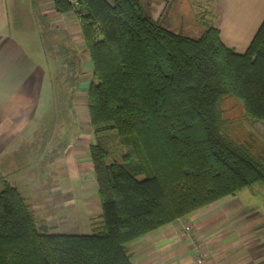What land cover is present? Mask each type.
I'll use <instances>...</instances> for the list:
<instances>
[{
  "label": "trees",
  "instance_id": "1",
  "mask_svg": "<svg viewBox=\"0 0 264 264\" xmlns=\"http://www.w3.org/2000/svg\"><path fill=\"white\" fill-rule=\"evenodd\" d=\"M154 19L167 8L149 0ZM154 23L139 0H82L76 9L93 64L90 154L102 213L91 234L39 226L19 188L0 190V264H133L128 246L158 228L264 182V154L228 128L223 102L264 121V21L245 53L221 40L214 3ZM57 12L72 11L54 0Z\"/></svg>",
  "mask_w": 264,
  "mask_h": 264
},
{
  "label": "crops",
  "instance_id": "2",
  "mask_svg": "<svg viewBox=\"0 0 264 264\" xmlns=\"http://www.w3.org/2000/svg\"><path fill=\"white\" fill-rule=\"evenodd\" d=\"M206 1L214 3L222 42L245 53L264 21V0ZM45 26L66 59L62 67L49 66ZM93 79L75 12H57L54 0H0V190L4 179L17 186L39 226L52 233L91 234L102 213L90 154ZM69 85L74 92L61 88ZM251 125L264 140V121ZM251 187L132 242L131 261L198 264L201 245L216 264H264V214L247 200Z\"/></svg>",
  "mask_w": 264,
  "mask_h": 264
},
{
  "label": "rangeland",
  "instance_id": "3",
  "mask_svg": "<svg viewBox=\"0 0 264 264\" xmlns=\"http://www.w3.org/2000/svg\"><path fill=\"white\" fill-rule=\"evenodd\" d=\"M178 5H176V9L179 12H183L184 14V22H183V30L185 32H192L193 35H196V32H199L202 28L201 25L196 24V15L199 12L198 7L194 4L195 0H178ZM170 21V14H169ZM44 42L48 45L51 43L52 51L51 56L48 58L49 66L54 68L57 66L62 67L64 63L61 64V61L65 62V57L59 58V55L55 51L53 47V40L50 37V32L47 30L45 26V37L43 38ZM31 48V45L29 46ZM34 48V47H33ZM39 48V45L35 47V50ZM34 51V50H33ZM73 58V54H71ZM68 58V57H66ZM71 58V57H70ZM65 60V61H64ZM64 72V71H63ZM59 74V73H58ZM62 89H65V92L72 93L74 92L72 89L74 85L65 86ZM223 108L225 111V117L228 119V128L229 131L235 136L237 139L248 142L252 145V147L258 153L262 152L264 140L262 137L258 135V133L253 129L250 121L245 116L243 108L239 102L234 99L228 98L223 102ZM41 167L43 164L40 163ZM250 197H248V201L255 202L260 206L259 209L264 214V182L256 183L253 187L246 190V192Z\"/></svg>",
  "mask_w": 264,
  "mask_h": 264
},
{
  "label": "built area",
  "instance_id": "4",
  "mask_svg": "<svg viewBox=\"0 0 264 264\" xmlns=\"http://www.w3.org/2000/svg\"><path fill=\"white\" fill-rule=\"evenodd\" d=\"M67 1L72 5V7H73L72 11L76 13V9H77V7H79L82 0H67ZM78 19L80 20L79 16H78ZM190 230H191L190 224L184 225L185 233L189 232ZM197 263L198 264H216L212 260L209 251L205 247H202L201 245H199V247H198Z\"/></svg>",
  "mask_w": 264,
  "mask_h": 264
},
{
  "label": "water",
  "instance_id": "5",
  "mask_svg": "<svg viewBox=\"0 0 264 264\" xmlns=\"http://www.w3.org/2000/svg\"><path fill=\"white\" fill-rule=\"evenodd\" d=\"M143 10L145 11L146 15L153 20L154 23H158L160 24H164L165 26H171V23L169 21V7L167 8L166 12L164 13V15L162 16L161 19H154L150 10V3L146 0H139Z\"/></svg>",
  "mask_w": 264,
  "mask_h": 264
},
{
  "label": "flooded vegetation",
  "instance_id": "6",
  "mask_svg": "<svg viewBox=\"0 0 264 264\" xmlns=\"http://www.w3.org/2000/svg\"><path fill=\"white\" fill-rule=\"evenodd\" d=\"M146 1H148L150 4H151V2L149 1V0H146ZM164 1H166L167 2V8L169 7V5H170V8H169V14H170V10H171V8H172V6L174 5V3L177 1V0H164ZM167 8H166V10H167ZM166 10H165V12H166ZM164 12V13H165ZM164 13H163V15H164ZM162 15V16H163ZM162 16L159 18V19H161L162 18Z\"/></svg>",
  "mask_w": 264,
  "mask_h": 264
}]
</instances>
